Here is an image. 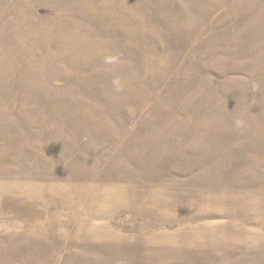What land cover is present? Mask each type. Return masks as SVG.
<instances>
[{
    "label": "rangeland",
    "instance_id": "rangeland-1",
    "mask_svg": "<svg viewBox=\"0 0 264 264\" xmlns=\"http://www.w3.org/2000/svg\"><path fill=\"white\" fill-rule=\"evenodd\" d=\"M0 264H264V0H0Z\"/></svg>",
    "mask_w": 264,
    "mask_h": 264
}]
</instances>
